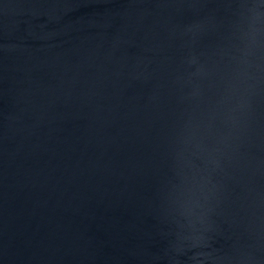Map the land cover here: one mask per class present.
Listing matches in <instances>:
<instances>
[{
    "label": "water",
    "instance_id": "1",
    "mask_svg": "<svg viewBox=\"0 0 264 264\" xmlns=\"http://www.w3.org/2000/svg\"><path fill=\"white\" fill-rule=\"evenodd\" d=\"M0 264H264V0H0Z\"/></svg>",
    "mask_w": 264,
    "mask_h": 264
}]
</instances>
